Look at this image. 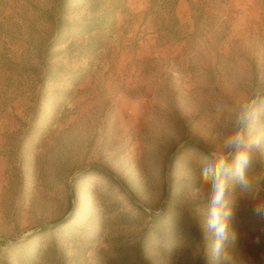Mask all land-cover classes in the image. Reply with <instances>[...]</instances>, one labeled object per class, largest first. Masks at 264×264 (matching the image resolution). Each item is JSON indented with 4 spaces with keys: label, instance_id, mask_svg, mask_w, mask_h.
I'll list each match as a JSON object with an SVG mask.
<instances>
[{
    "label": "rangeland",
    "instance_id": "374dc122",
    "mask_svg": "<svg viewBox=\"0 0 264 264\" xmlns=\"http://www.w3.org/2000/svg\"><path fill=\"white\" fill-rule=\"evenodd\" d=\"M254 88L264 0H0V264H215L194 157ZM230 200L235 264H264Z\"/></svg>",
    "mask_w": 264,
    "mask_h": 264
},
{
    "label": "clouds",
    "instance_id": "9594fccd",
    "mask_svg": "<svg viewBox=\"0 0 264 264\" xmlns=\"http://www.w3.org/2000/svg\"><path fill=\"white\" fill-rule=\"evenodd\" d=\"M215 107L222 123L207 139L211 141L208 150L195 154L199 187L192 189L197 195L190 194L189 202L194 215L201 213L199 202H206L203 254L211 255L215 264H235L227 248L233 215L230 181L252 198L253 215L264 220V171L258 167L259 155L264 153V88H254ZM186 143L177 139L180 149Z\"/></svg>",
    "mask_w": 264,
    "mask_h": 264
},
{
    "label": "trees",
    "instance_id": "16d2710c",
    "mask_svg": "<svg viewBox=\"0 0 264 264\" xmlns=\"http://www.w3.org/2000/svg\"><path fill=\"white\" fill-rule=\"evenodd\" d=\"M161 214H158V215H151L153 218H157L159 217ZM66 220H59L58 222H56V224H60V223H64Z\"/></svg>",
    "mask_w": 264,
    "mask_h": 264
}]
</instances>
